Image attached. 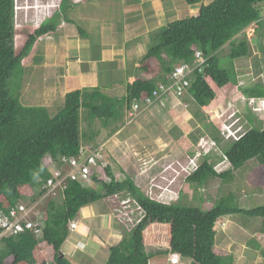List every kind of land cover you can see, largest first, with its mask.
Wrapping results in <instances>:
<instances>
[{"label": "trees", "instance_id": "16d2710c", "mask_svg": "<svg viewBox=\"0 0 264 264\" xmlns=\"http://www.w3.org/2000/svg\"><path fill=\"white\" fill-rule=\"evenodd\" d=\"M68 1L62 0L59 13L28 33L18 31L15 26L14 0H0V212L4 214L27 199L35 202L42 196L41 187L50 178L46 157L54 161L60 157L74 158L81 147L99 148L97 137L102 130H109V136L119 131L109 127L111 121H121L134 101L151 96L159 82H168L175 66L193 65L196 51L207 62L202 71L192 74L186 96L205 111L202 117L197 116L199 123L208 121L210 114L206 111L215 109L224 99L219 95L221 90L237 83L233 62L250 56L248 41L239 36L254 25L259 38L255 40L260 47L259 32L264 28V0H214L206 6L202 0H184L187 6L199 5L196 15L171 22L155 32L139 68L141 73L150 74L157 66L158 76L150 80L137 77L126 86V94L121 98L109 97L98 89L68 93L62 107L51 116L45 107H26L20 103L19 82L23 64L30 60L37 40L56 33L58 18L68 9ZM41 13L47 15L46 10ZM18 33H28L19 49L14 43ZM260 49L264 57V49ZM225 50L223 60L219 55ZM16 72L19 82L15 84V92L10 90L9 80ZM240 92L246 98L264 99L262 85L247 86ZM248 121L251 128L246 129L242 138L234 143L225 142L220 156L214 153L202 156L197 170L184 183L200 192L214 179L232 182L234 173L254 160L257 165L248 174L249 184L252 183L254 189L264 188V129L252 127L253 123ZM83 122L88 128L85 131L81 129ZM205 130L206 136L221 145L223 140L210 122ZM215 156L220 157V161L224 158L228 161V170L219 174L214 171L212 159ZM109 168L108 165L102 168V176L109 179V183L93 173L92 186L82 188L70 182L59 199L48 203L43 212L41 237L27 232L0 239V264H72L61 252L70 235L69 223L77 218L81 209L116 194L130 197L144 217L129 232L125 231L116 246L109 248L105 264H148L152 256L146 252V242L167 247V253L178 255L189 264H233L231 255L215 252L217 223L226 217L261 220L260 234H264V205L245 210L238 207L233 194H228L214 201L208 211L182 205L180 201L167 206L151 201L129 178L116 181ZM197 199L203 202L201 194ZM248 245L254 249L248 246L251 250H247L248 254L244 251V255L252 262L257 254L253 250L259 245L255 241Z\"/></svg>", "mask_w": 264, "mask_h": 264}, {"label": "rangeland", "instance_id": "374dc122", "mask_svg": "<svg viewBox=\"0 0 264 264\" xmlns=\"http://www.w3.org/2000/svg\"><path fill=\"white\" fill-rule=\"evenodd\" d=\"M40 1L41 2H39L37 6L33 0H17V6L21 7L20 11H16L15 17V26L18 31L32 33L40 27L43 21L48 20L47 16L51 11H53L54 14L59 13L60 9L56 8L60 6V0H55L54 5H51L53 4V0ZM174 1L168 2L170 5H174L176 10L174 9L172 15H166V23L163 24L164 27L173 21L191 17L192 11L194 10L192 9L191 11L188 9L183 0ZM48 2L51 4H48ZM40 4H42V6L48 4V6L42 8ZM71 5H73V3L69 0L68 6L70 7ZM101 7L102 6H100V8ZM146 7H150V5H147ZM189 8L192 7L190 6ZM114 9V6H112L111 8L103 10L106 12L102 13L101 17ZM45 10L47 15L42 16L41 12H44ZM125 10H123L121 5L117 6L115 12L116 16L123 17L127 12L126 14L128 15L124 17L132 18L137 15L136 11H138V9L134 10L131 9V7ZM53 12L51 13L52 15ZM148 13L149 11L147 14ZM91 15L93 17L95 14L92 12ZM110 15H113V13L110 12ZM116 16L113 15L111 19L116 18ZM61 18L62 15L58 18L60 27L62 25ZM96 18L95 20H97ZM91 21L92 23H83V28L82 25H79V32L81 31L80 29L90 30L93 25L98 26V22L94 23L93 20ZM78 24L79 22L77 25ZM157 31H159V29L156 30V32ZM28 33H25L24 35L18 33V35H16L14 41L16 48H21L26 39L25 36ZM154 33L155 32L149 35L151 44L154 41ZM257 34L258 33L254 32L253 25L243 31L239 36V39L244 37L248 41L251 48L250 56L233 62V69L237 75V83L235 85L229 84L221 90L222 93L219 95L222 94L224 99L221 100L215 109L206 111L210 114L208 121H205L202 124L199 123L197 116L202 117V115L205 114V111L198 108L189 96H185V98H182L180 101L181 105H178L175 102L174 108L171 111L161 108L150 109L149 112L142 113L140 118L132 123H129L126 111L125 118L123 117L121 121L117 123L111 121L109 127L111 129L116 127L120 129V132L118 131L116 136H112L110 143H103L107 140L105 137H107L109 130H102L101 137H104V139H100L99 141L100 145L103 143V145H101L102 158L109 164V169H111L116 180L120 181L129 178L143 194L147 193L148 197L151 195L155 196L158 200L166 202L167 204H175L180 201L182 205L196 208L200 207L204 211H208L212 207L214 201L228 194H233L237 198L238 207L245 210H251L264 205V188L254 189L252 188V183L249 184L251 181H248L249 172L254 170L257 165L254 160L245 163L237 172H235L232 182H222L219 179H214L208 182L206 187L201 189L200 192L197 189H191L186 182H182L179 178H175L172 182L170 181L173 178V169L181 171L180 168H178V163L181 166H184L188 156L192 154L195 155L202 150L200 145L203 141L212 140L205 135V127H207L208 122H210L219 133V128L222 127V123L225 122L229 116H232L231 114H236V117L240 116L245 129L251 128L248 120L253 123L254 126L252 125V127H260L264 129V111L259 114L251 113L243 103L242 95L240 93L241 89L243 90L247 86H264V57L260 49V47L264 49V28L259 32V34H261L260 47L255 40L259 39ZM48 39L50 38L46 37L41 42H38L37 40L33 49L35 51L33 53L31 52L30 60L23 64L24 69L23 72H21L22 77L20 78V82L19 75L17 72L14 73V76L9 80V88L11 91L14 90L16 92L15 84L19 82L20 103L24 106L30 107H34L35 105L47 106L49 113L52 116L61 108V102L58 99L60 94L58 95V98H52L50 93L47 92V90L54 87V81L52 82L48 80L46 85L45 82L47 81L44 80L43 75L41 74L44 71L41 64H52L54 60L53 57H48L47 53H49V46H51V43H55V41ZM149 47L150 46H147V51ZM225 55L226 50L219 56L224 60ZM202 58L207 62V59L203 56ZM33 59H37V62H34ZM55 66L56 69L51 66L48 67V69L51 70L48 71L47 79L52 78V69L60 71L57 68L58 64H55ZM128 69L131 68L128 67L126 70ZM37 76L39 79H37ZM231 76H233L232 73ZM115 95L118 94L113 93L110 94L109 97L116 98ZM230 122L231 120L228 121V124ZM81 125L83 131L88 129L84 122ZM96 127H100V124H97ZM91 128H94V126H91ZM216 144L220 149V152L222 148L226 146L225 142H222L221 145L218 143ZM218 156H215V158L212 159L214 161V166L218 169H224V164H227V162L225 160L224 162H221L222 160L220 161V157ZM218 164H220L219 167L217 166ZM169 167L173 169H170ZM226 170L228 169L226 168L224 171ZM97 174L102 177L101 170L97 171ZM199 194H201L203 198V202L201 203H199L197 199ZM126 196L120 194L118 198L121 200L127 198ZM179 198L180 200H178ZM28 200L29 199H27V201ZM119 201L114 200L113 198H108L88 206L91 208L90 210L93 215L89 226L92 225V228L95 229L99 222L104 221L105 225L103 224V226L105 228L108 226V230L99 228V234L97 231V234L95 233L96 235H92L91 233H93V231L90 232V234L88 231V233L83 236L81 233L74 234L78 229L77 224L74 232L70 233L71 235L74 234L75 242L79 236H81L80 238L90 239L88 240L90 242L95 239V236L97 239L95 241L98 244L102 243L103 246L105 245L106 250L104 248V250L99 252L100 255L98 256H101L100 259L91 261V264H105L109 255L107 249L116 246L124 237L125 231L129 232L133 228V226H126V223L120 219L119 214L116 212V209H121L119 207ZM48 203L49 199L46 200L45 198L37 204L36 213L39 217L40 214L44 216L43 212L46 211ZM59 203L60 202H58V204ZM133 207L132 210L136 211ZM133 213L135 214V212ZM77 217L80 218L79 213ZM85 217L83 216V218ZM222 221V223L220 221L217 223L215 252L221 255H231L234 259L233 264H264V234H260L261 220H248L241 216H236L225 218ZM81 223L87 224V221L81 220ZM110 234H115L118 237H114V241H110L108 240ZM251 241H255L259 245L258 249L253 250L257 252V254L252 262L246 255H244V251L245 254H248V249H254L253 246L250 247V245H248ZM162 242L163 241H161V244ZM79 244H76L75 249L79 247ZM248 246L251 249L248 248ZM145 249L146 252L152 256L148 264H157L156 261L158 260L155 256L157 252L162 249L168 251L167 247H159V244H156L155 242H146ZM76 255L77 254L73 253L71 256H68L67 259L70 260L72 264H76V262L82 264V259ZM249 255L252 256L253 254ZM167 264H189V261L169 254Z\"/></svg>", "mask_w": 264, "mask_h": 264}, {"label": "crops", "instance_id": "0c3cea01", "mask_svg": "<svg viewBox=\"0 0 264 264\" xmlns=\"http://www.w3.org/2000/svg\"><path fill=\"white\" fill-rule=\"evenodd\" d=\"M169 1L174 0H112V2L111 0H82L80 4L68 6L61 18V27L59 25L56 33L49 35L50 39L48 40L55 41V43H51L49 53H47L48 57L54 58L53 63L41 64V67L44 68L41 74L44 80L47 81L45 84L47 85L48 80L54 81V87L47 90L50 96L58 98L60 94L58 99L61 102V107L66 94L84 89H99L107 96L117 93L116 98H121L126 94V86L132 84L137 77L150 80L158 76L160 69L157 66L152 68L153 71L150 74L141 73L139 68H141L143 58L147 53V46L151 45L149 35L163 28V24L166 23V15L173 14L175 7L170 5ZM213 1L203 0L202 4L206 6ZM120 5L123 10L130 7L134 10L138 9L136 11L137 15L132 18H125L124 16L128 15L126 12L123 17L116 16V8ZM147 5H150V7H146ZM100 6L102 7L100 8ZM112 6L115 9L101 17V14L106 12L103 10ZM187 7L191 11L194 9L191 15L193 17L196 15L199 5L191 6L192 8ZM92 12L95 14L93 17ZM110 12L116 18L111 19L113 15H110ZM91 20L94 23L98 22V26L93 25L90 30L80 29L82 35L79 34V25H82L83 28V23H92ZM55 64H58L57 68L60 71L54 70L56 69ZM49 66L54 68L52 69L51 79H47L48 71L51 70L48 69ZM128 67L131 68L128 69L129 71L126 70ZM37 79H39L38 76ZM34 107L47 108V106L36 105ZM117 133L118 131L111 136L107 135L108 138L105 137L107 140L103 143H110L112 136H116ZM100 139H104V137H97L99 147L102 149L101 145L103 143L100 145ZM90 209L88 207L79 211L80 218L77 217L78 229L74 234L81 233L84 236L88 231L89 234L93 231L91 234L96 235L97 231L98 234L100 233L99 228L108 230V226L106 228L103 226L104 221L99 222L95 229L92 228V225L89 226L90 220L93 218ZM82 215L86 217L83 218ZM81 220L87 221V224L81 223ZM74 234L69 236L63 245L62 254L68 257L75 253L76 256L82 259V264H91V261L99 260L101 257L98 256L100 255L99 252L104 250L105 245L98 244L95 241L97 240L95 236L93 240L95 242H90L88 241L90 239L87 238H80L81 236L77 237L78 239L75 242ZM114 237L118 236L110 234L108 240L114 241ZM77 243L80 244L75 249ZM164 249L155 254L158 260L156 261L157 264H167L169 254ZM76 264L79 263L76 262Z\"/></svg>", "mask_w": 264, "mask_h": 264}, {"label": "built area", "instance_id": "2783aa9c", "mask_svg": "<svg viewBox=\"0 0 264 264\" xmlns=\"http://www.w3.org/2000/svg\"><path fill=\"white\" fill-rule=\"evenodd\" d=\"M49 1V0H48ZM81 0H72L73 3H78ZM41 2L40 0H34V3L38 5ZM55 0H53L54 5ZM48 4L43 5L42 8L48 6ZM15 12L20 11L19 6H17V0H14ZM59 7V6H58ZM58 7L56 9H58ZM55 9V7H54ZM52 11L49 13L47 19L52 17ZM44 22V21H43ZM42 22V23H43ZM41 23V24H42ZM41 41V40H40ZM206 65V60L202 58L200 52H195V61L193 65H177L173 69L172 73L168 78V82L158 83L155 90L152 92L151 96L145 97L142 100L132 103L127 116L130 119V122L135 120L139 115L144 111H147L153 107H158L161 109L171 110L174 108V103L177 102L178 105L182 98H185L187 89L190 85V78L195 71H202L203 66ZM242 100L246 103V106L254 114L260 113L264 108V101L257 100L254 98L246 99L242 97ZM220 137L223 142H236L240 139V135L236 134L234 131L229 129L228 125L222 124V127L219 129ZM202 150L195 154L194 157H187V161L184 166H181L178 163V168L173 169L172 175L173 180L175 178L181 179L184 182L187 178L190 177L192 172L196 169V158L200 156L210 155L211 152L214 154H221L220 149L218 148L215 141L207 140L203 141L200 145ZM46 171L49 172L50 178L44 182L41 187L43 191L42 196L35 202L28 200L25 203H19L14 208H11L7 213L0 212V239L15 237L27 232H31L37 238L41 237L42 231L44 229L43 216L36 213V206L43 199H49V202L55 199H58L61 194L67 189V186L70 182H75L79 184L82 188H87L93 185L92 175L97 173V171L104 168L108 165L103 158L101 148L93 149L87 146L81 147L77 157L66 158L60 157L56 161L46 157ZM227 162V160L224 158ZM224 162V161H223ZM220 164L217 166L219 167ZM228 167V164H224V169H218L214 166V171L216 173H223L224 170ZM102 179L105 183H109L110 180L102 176ZM115 179V177H114ZM116 180V179H115ZM146 197L147 193L145 194ZM151 201H159L155 196L148 197ZM114 200L118 201V197L114 196ZM127 200L119 202L120 210L116 209V212L119 214L120 219L126 223V226H136L144 217V214L141 208L132 200V206L136 211L130 209L127 204ZM135 212V214L133 213ZM121 222V221H120ZM77 227V222L72 221L69 223V231L73 232Z\"/></svg>", "mask_w": 264, "mask_h": 264}, {"label": "clouds", "instance_id": "9594fccd", "mask_svg": "<svg viewBox=\"0 0 264 264\" xmlns=\"http://www.w3.org/2000/svg\"><path fill=\"white\" fill-rule=\"evenodd\" d=\"M72 1V0H71ZM33 2H34V0H33ZM61 2H62V0H60V5H61ZM73 3V2H72ZM81 3V1L80 2H78V3H73V5H76V4H80ZM58 9H60V6L58 7ZM14 12H15V7H14ZM53 12V11H52ZM56 14V13H55ZM54 12H53V15H52V17H54ZM15 17H16V12H15ZM51 17V18H52ZM51 18H49L48 20H51ZM48 20H45L44 22H46V21H48ZM253 26V25H252ZM251 27V26H250ZM46 37H49V36H45V37H43V38H40V39H38V42L41 40V41H43V39H45ZM40 41V42H41ZM197 52V51H196ZM194 58H195V54H194ZM160 83V82H159ZM241 93V92H240ZM242 95V94H241ZM242 97H244L243 95H242ZM244 98H246V97H244ZM246 99H250V98H246ZM254 99H256V98H254ZM257 100H262V101H264V99H257ZM243 103L245 104V106H246V103L243 101ZM175 104V103H174ZM176 104H177V102H176ZM246 108L247 109H249L247 106H246ZM151 109H159L158 107H153V108H151ZM150 110V109H149ZM149 110H147V111H144V112H149ZM172 110V109H171ZM171 110H169V111H171ZM250 110V109H249ZM128 111L129 110H127V113H128ZM264 111V108H263V110L261 111V112H263ZM143 112V113H144ZM251 113H252V111H250ZM260 112V113H261ZM259 114V113H258ZM232 116H229L228 118H227V120L225 121V122H223L222 124H224V125H228L229 126V129L230 130H232V131H234L236 134H238V135H240L241 137L240 138H242V136H244V134H245V131H246V129H245V127H244V125H243V123H242V120H241V118H240V116H237L236 117V114H231ZM140 116L141 115H139L135 120H133V121H136V120H138L139 118H140ZM128 117V116H127ZM229 120H231V122L228 124V121ZM128 121H129V123H132L133 121H131L130 122V119L128 118ZM220 129V128H219ZM220 133V132H219ZM211 154H212V152H211ZM210 154V155H211ZM195 155L193 154L192 156H188V157H194ZM208 156V155H207ZM202 156H200L199 158H196V169H195V171L197 170V168H198V162H199V159L201 158ZM223 161H224V159H223ZM223 161H221V162H223ZM227 164L229 165V163H228V161H227ZM170 168V167H169ZM168 168V169H169ZM228 168V167H227ZM170 169H173V168H170ZM167 171V170H166ZM195 171L194 172H192V174L193 173H195ZM191 174V175H192ZM190 175V176H191ZM116 181H118V180H116ZM120 181H122V180H120ZM171 181V180H170ZM167 185H169V184H167ZM114 196H117V197H119L120 196V194H116V195H114ZM113 196V197H114ZM158 196V195H157ZM113 197H110V198H113ZM120 199L118 198V201H119ZM123 200H127L128 202H127V204H128V206L130 207V209H132V200H131V198L130 197H128L127 196V198H125V199H121L120 201H123ZM119 201V202H120ZM156 202V201H155ZM158 203H160V204H164V205H170V204H167L166 202H163V201H157ZM226 218H228V217H226ZM225 218H222V219H220L219 221L221 222L222 220H224ZM74 221H76L77 222V218L74 220ZM218 221V222H219ZM223 222V221H222ZM140 223V222H139ZM77 224H78V222H77ZM74 232V231H73ZM70 233H72V232H70L69 231V234ZM69 236H71V234L69 235ZM168 254H171V253H168ZM63 255V254H62ZM171 255H175V254H171ZM175 256H178V255H175ZM179 257V256H178ZM180 258V257H179Z\"/></svg>", "mask_w": 264, "mask_h": 264}, {"label": "bare ground", "instance_id": "6f19581e", "mask_svg": "<svg viewBox=\"0 0 264 264\" xmlns=\"http://www.w3.org/2000/svg\"><path fill=\"white\" fill-rule=\"evenodd\" d=\"M37 6H38V5H37ZM37 6H36V7H37ZM47 17H48V16H47ZM45 19H46V18H45Z\"/></svg>", "mask_w": 264, "mask_h": 264}]
</instances>
